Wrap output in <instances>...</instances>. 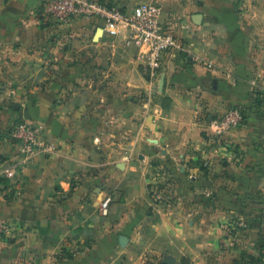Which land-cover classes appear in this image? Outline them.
Segmentation results:
<instances>
[{
    "label": "crops",
    "instance_id": "crops-1",
    "mask_svg": "<svg viewBox=\"0 0 264 264\" xmlns=\"http://www.w3.org/2000/svg\"><path fill=\"white\" fill-rule=\"evenodd\" d=\"M109 1L162 3L178 47L153 81L100 21L0 0V264H264L243 258L264 232V0ZM234 106L244 123L216 137ZM19 121L60 150L26 160Z\"/></svg>",
    "mask_w": 264,
    "mask_h": 264
},
{
    "label": "built area",
    "instance_id": "built-area-1",
    "mask_svg": "<svg viewBox=\"0 0 264 264\" xmlns=\"http://www.w3.org/2000/svg\"><path fill=\"white\" fill-rule=\"evenodd\" d=\"M163 5L157 2H143L133 10H124L121 6L100 0H40L38 17L42 22L64 25L80 18L98 20L112 38H122L126 49L135 50L141 60L142 70L150 81L162 67L167 55L178 47V40L162 21ZM199 65L214 69V64L203 58L193 56ZM246 113L240 106L226 109L211 120L216 137L240 127ZM14 138L19 142L26 160H34L39 154L53 156L60 150V144L43 135L37 125L24 121L15 126ZM157 201L160 196L156 194ZM112 198L106 197L101 205L104 215L110 213ZM241 228L247 224L237 223ZM9 226L0 222V233H6Z\"/></svg>",
    "mask_w": 264,
    "mask_h": 264
},
{
    "label": "trees",
    "instance_id": "trees-1",
    "mask_svg": "<svg viewBox=\"0 0 264 264\" xmlns=\"http://www.w3.org/2000/svg\"><path fill=\"white\" fill-rule=\"evenodd\" d=\"M100 1H102V2H108L110 5H112L113 3L111 2V1H109V0H100ZM44 23H46V25H51L52 23L50 22V23H48V22H44ZM243 110H244V112L246 113V110H245V108H243V107H241ZM247 116H245V118H246ZM23 121H19V122H16V124L14 125V126H12V128L10 129V133L13 135V132H14V128H15V126L16 125H18L19 123H22ZM247 226H249V225H247ZM246 226V227H247ZM240 230H246V229H243V228H241L237 223L235 224V225H232V231H231V233L233 234V235H235V234H237V232L238 231H240ZM263 232V231H262ZM245 233V232H244ZM255 242V245H257L260 249H259V256L258 257H254L253 255H251V254H248V253H245L244 255H243V258L244 259H247L249 262H253V260H256V261H261L262 260V257L264 256V232L263 233H260L259 234V236H258V238L254 241Z\"/></svg>",
    "mask_w": 264,
    "mask_h": 264
},
{
    "label": "water",
    "instance_id": "water-1",
    "mask_svg": "<svg viewBox=\"0 0 264 264\" xmlns=\"http://www.w3.org/2000/svg\"><path fill=\"white\" fill-rule=\"evenodd\" d=\"M101 31H103L102 28L100 29V32ZM120 240H121V244L124 245L128 241V238H127V236H121ZM164 262L166 264H176L175 259L173 257H166L164 259Z\"/></svg>",
    "mask_w": 264,
    "mask_h": 264
},
{
    "label": "rangeland",
    "instance_id": "rangeland-1",
    "mask_svg": "<svg viewBox=\"0 0 264 264\" xmlns=\"http://www.w3.org/2000/svg\"><path fill=\"white\" fill-rule=\"evenodd\" d=\"M235 224H236V222H235ZM245 228H246V227H245ZM245 228H243V229H245ZM239 232H240V234H241L240 237H242L243 234H244V235L247 234V233H244V232H245L244 230H240ZM248 236H249V240H252L253 242L255 241V238H254L253 232H250V235H248ZM249 240H248V241H249ZM238 242H239V241H238ZM240 243L243 244L242 241H240Z\"/></svg>",
    "mask_w": 264,
    "mask_h": 264
}]
</instances>
